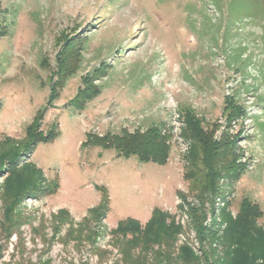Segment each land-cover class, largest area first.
<instances>
[{
  "label": "rangeland",
  "instance_id": "rangeland-1",
  "mask_svg": "<svg viewBox=\"0 0 264 264\" xmlns=\"http://www.w3.org/2000/svg\"><path fill=\"white\" fill-rule=\"evenodd\" d=\"M67 46L77 50L80 68L62 81L58 57ZM231 95L246 114L227 122L223 100ZM187 111L213 140L228 137L237 168L220 172L201 238L189 208L200 206L206 179L200 169L190 173ZM31 125L35 140L27 137ZM150 127L167 138L162 166L85 144L89 136ZM14 146L17 168L30 164L41 177L8 214L10 174L1 165L0 264L141 261L111 232L127 218L144 226L155 208L181 226L176 247L186 244L197 256L215 249L212 259L221 262L223 213L235 220L247 200L259 208L255 226L264 232V20L227 23L210 0H0V155ZM19 178L24 183L25 174ZM100 188L109 196L102 213ZM252 247L264 264V245Z\"/></svg>",
  "mask_w": 264,
  "mask_h": 264
},
{
  "label": "trees",
  "instance_id": "trees-1",
  "mask_svg": "<svg viewBox=\"0 0 264 264\" xmlns=\"http://www.w3.org/2000/svg\"><path fill=\"white\" fill-rule=\"evenodd\" d=\"M210 2L219 14L225 16L227 23L242 22L244 19L247 21L264 20V0H210ZM64 50V54L58 57L57 71V75L62 81L73 76L80 68L77 50L68 46ZM69 57L72 59V64L68 61ZM96 71L95 69L92 73ZM96 91L95 96L100 90L97 89ZM223 102L222 117L227 122L241 120L245 117V108L238 104L235 96H226ZM184 118L186 127L183 136L186 140L191 141L190 147L193 151V158L189 164L192 170L190 172L191 176L195 177L200 169L202 178L206 179V183L204 182L202 186L204 188L200 191V206L196 209L189 208L192 228L197 236L201 238L207 231V227L204 226L207 216L204 205L208 202L211 204L210 200L220 195L217 186L220 172H233L235 175L237 168L227 136L224 135L226 140L223 142L213 140L211 133L204 130L200 120L195 118L193 112H185ZM35 131L33 125L28 126L27 137L35 140ZM55 137L51 134L47 140L52 141ZM166 139V136L162 135L157 127H150L143 132L136 131L132 134L123 133L111 137L107 134L101 138L89 136L85 144H91L95 147H112L116 151L117 157L129 158L133 156L140 162H151L162 166L166 163L169 155ZM18 153V147L14 146L0 155V169L5 164L10 174L5 193V198L9 204L8 214L12 212L13 207L21 198L30 195L32 190L37 189L41 177V172L30 164L23 169L17 168L16 157ZM198 154L201 155V160L200 158L197 159ZM24 174L26 177L24 183H20L19 177ZM57 187L58 185L54 184L52 188H48L46 191L53 194ZM194 187L195 182L193 181L192 191L196 190ZM99 191L101 192L99 209L102 213L108 210L109 196L106 190L100 188ZM97 213L95 217L99 218L100 214ZM223 216L227 222L225 240L228 242V249L223 251L225 256L221 262L219 258L212 259L216 253L215 249H210L208 252L200 249L199 256H197L186 244L176 247V238L182 231L181 226L176 225L167 213L158 208L153 209L149 221L144 226L133 219L127 218L119 221L116 229L111 233L119 239L122 249L138 250L139 254L145 259V261L144 259H141V261L135 259L129 264H146L149 261L148 259H151L153 264H170L175 260L180 264H234L239 258L244 260V264H256L257 257L252 245L257 243L264 245V232L255 226V221L262 217L259 208L244 200L235 220H232L225 213H223ZM233 238L235 243H232ZM202 240L205 239H200V241ZM230 247H233V249L230 250ZM149 255L151 258H149ZM259 257L264 262V255Z\"/></svg>",
  "mask_w": 264,
  "mask_h": 264
}]
</instances>
